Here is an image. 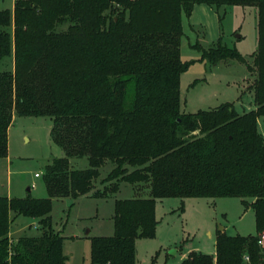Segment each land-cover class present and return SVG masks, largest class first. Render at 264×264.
<instances>
[{"label": "trees", "instance_id": "1", "mask_svg": "<svg viewBox=\"0 0 264 264\" xmlns=\"http://www.w3.org/2000/svg\"><path fill=\"white\" fill-rule=\"evenodd\" d=\"M201 3L256 9L251 65L220 38L206 49L192 44L200 56L181 59L183 18ZM8 58L13 68L3 69ZM196 61L245 63L255 72L254 108L181 111L180 76ZM14 115L48 116L63 154L44 166L46 196H0V264H66L52 200L122 183H146L149 195L116 201L114 234L90 238V264H135L136 240L154 236L155 202L166 197H238L254 213L255 235L220 230L214 254L191 250L181 264H243L244 253L264 264L256 243L264 231V0H14L12 12L0 10V159ZM78 158L88 166L75 168ZM10 212L37 219L40 234L9 238Z\"/></svg>", "mask_w": 264, "mask_h": 264}, {"label": "rangeland", "instance_id": "2", "mask_svg": "<svg viewBox=\"0 0 264 264\" xmlns=\"http://www.w3.org/2000/svg\"><path fill=\"white\" fill-rule=\"evenodd\" d=\"M13 5L14 0H0V10L12 12ZM257 19L254 7L234 5L215 12L206 4H195L189 18L184 17L182 21L181 59L185 61L200 56V52L191 48L192 44L198 43L206 49L220 38L251 65L252 54L258 46ZM12 62V58L4 60L2 68L12 69ZM254 77L255 72L250 73L246 64L238 61L217 65L196 61L180 76V109L194 113L228 102L240 113L243 108L246 111L248 107L252 109L249 85ZM50 127L48 116L14 115L7 133V159H0V196H46L42 180L44 166L63 154L50 138ZM258 127L264 136V117ZM72 164L80 169L88 166L85 158L72 159ZM110 169L109 163L100 168L96 190L102 191L101 179ZM138 187L136 190L128 183H122L116 192L52 200V227L64 237L66 264H90V238L114 234L116 201L149 195L148 184L140 183ZM155 218L154 236L136 240L135 264H181L188 249L214 254L215 238L220 230L227 235L256 234L253 210L245 209L238 197L156 199ZM9 233L13 239L37 236L40 230L33 218L19 215Z\"/></svg>", "mask_w": 264, "mask_h": 264}, {"label": "built area", "instance_id": "3", "mask_svg": "<svg viewBox=\"0 0 264 264\" xmlns=\"http://www.w3.org/2000/svg\"><path fill=\"white\" fill-rule=\"evenodd\" d=\"M35 176H38V174H35ZM256 243L264 249V231L258 233V235L256 236ZM242 262L243 264H250V257L247 253H244L242 255Z\"/></svg>", "mask_w": 264, "mask_h": 264}, {"label": "crops", "instance_id": "4", "mask_svg": "<svg viewBox=\"0 0 264 264\" xmlns=\"http://www.w3.org/2000/svg\"><path fill=\"white\" fill-rule=\"evenodd\" d=\"M12 61H13V59H12ZM12 64H13V62H12ZM250 108L248 107V109L247 110H249ZM243 111H246V109H242V112ZM263 117H261V118H259L258 119V124L260 123V119H262ZM2 159H7V156L5 157V158H2ZM35 177H38V176H35ZM91 194V193H90ZM90 194H88V195H84V196H89ZM8 197V196H7ZM42 197V196H41ZM81 197V196H80ZM12 215H14L13 217H12ZM16 217L17 216H15V214L13 213V212H10V218H12L13 220H12V222H11V225H10V228H11V226H12V224L15 222V219H16ZM35 221H36V223H37V219H34ZM37 225H38V223H37ZM29 227H30V225H29ZM8 235L10 236V238H12V236L10 235V233H8ZM15 238H17V237H13V239H15ZM189 251H190V249H188L186 252V254H188L189 253ZM197 251V250H196ZM215 253V252H214ZM186 257V255H184L183 256V258H185ZM67 261V260H66Z\"/></svg>", "mask_w": 264, "mask_h": 264}, {"label": "water", "instance_id": "5", "mask_svg": "<svg viewBox=\"0 0 264 264\" xmlns=\"http://www.w3.org/2000/svg\"><path fill=\"white\" fill-rule=\"evenodd\" d=\"M263 186H264V178H263Z\"/></svg>", "mask_w": 264, "mask_h": 264}]
</instances>
